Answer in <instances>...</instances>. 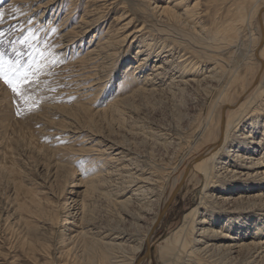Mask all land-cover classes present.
<instances>
[{
  "label": "rangeland",
  "instance_id": "rangeland-1",
  "mask_svg": "<svg viewBox=\"0 0 264 264\" xmlns=\"http://www.w3.org/2000/svg\"><path fill=\"white\" fill-rule=\"evenodd\" d=\"M196 2V21L205 28H213L230 5L229 0L188 1L190 6ZM155 4L172 7L175 0H0V52L5 53L0 64V264H102L98 251L105 247L93 245L97 240L122 244L109 248L118 259L130 262L139 254L143 259L141 238L160 202L151 209L140 208L137 198L120 204L136 188L131 176L142 179L178 167L207 117H214L218 109V89L212 85L203 81L178 87L186 58L199 62L200 74L212 62L196 54L201 47L175 22L151 12ZM85 13L92 24L77 35ZM141 27L144 31L133 41L120 42L121 35ZM258 33L252 19L243 26L236 49L223 55L230 58L234 74L255 68L252 51ZM165 35L173 44L161 49L158 38ZM107 36L120 40L108 51L111 56L94 54L95 59L83 62L88 51L98 52L97 43ZM145 41L154 42V47L145 48ZM157 62L165 64L161 74L152 73ZM5 73L18 85L17 92L5 85ZM130 74L134 78L128 79ZM242 123L237 136L249 130V120ZM262 129L256 132L257 141ZM92 179L96 190L89 187ZM75 182L80 186L73 189ZM204 185L203 180L198 185L190 182L177 195L168 218L154 230L148 264H164L163 240L198 205ZM261 203L244 208L238 220L242 224L235 230L239 239L250 234L245 237L248 242L260 243L230 255L228 264H264ZM213 219L224 222L223 217ZM77 231L82 233L69 240Z\"/></svg>",
  "mask_w": 264,
  "mask_h": 264
},
{
  "label": "bare ground",
  "instance_id": "bare-ground-1",
  "mask_svg": "<svg viewBox=\"0 0 264 264\" xmlns=\"http://www.w3.org/2000/svg\"><path fill=\"white\" fill-rule=\"evenodd\" d=\"M188 1L189 0H175V5L172 7L166 4L164 6L155 4V6L151 8V12L158 13L160 15H166L170 22H175L178 25L183 35L189 36L190 41L193 40L196 42L199 47H201V50L203 48L204 51L197 50L196 54H199L198 56H200V58L205 57L206 60H209L212 63H210V66L205 68L206 70L203 74H200L201 72L199 70V62L197 60L191 59L190 57L186 58L184 63L182 62L183 67H181L182 73L180 76V79L182 80H178V87L180 88V83L183 85H189L191 83L201 84L203 81L208 87H211L212 85L213 89H218V95L216 98L218 104L217 113L210 119H208L210 116L207 117L205 124L198 133L194 145L192 144L190 147H188V150L178 167L168 170L165 172V174L157 173L154 176L153 173H151L148 177H143L142 179H140L138 176H131L132 180H134H131V182H136V188L133 189V194L129 199L127 198L128 200H118L120 201V204H129V202H132V199L137 198L140 201V208L144 209L147 207L151 209L150 207L153 208L156 203L160 202L156 214L154 216L152 215L153 218L150 229L141 238L142 245L145 247L144 257L141 260L140 254L134 255L132 258L133 261L126 262L123 259H118L119 256H115V254L111 253V250H109L110 247L114 249L115 247L121 248L123 246L122 244L112 242L110 243L108 241L102 243L100 240H97L94 244H92L97 247H105L101 251L98 249L102 264H134L135 260L136 264H148L150 259L151 241L155 236V228L160 222L168 218L171 206L175 203L177 195L186 187V185H189L190 182H195V184L198 185L202 180L204 181L205 185L203 186V193L202 196L200 195L201 200L199 201L198 205L193 206L189 211H187L184 214L182 223L163 240L161 245V257L164 264H228L227 258L230 255H233L240 250L250 249L251 246L258 245L260 243V241L248 242V239L245 237H252L250 234H245L243 238L239 239V236H237L238 232H235V230H237L236 225L241 222L238 221L239 216L241 213H244L245 207L252 208L256 206L257 201L260 203L262 202V207H264V0H229L230 5L226 15L224 17H219L220 19H215L213 28H205L204 26L199 25L200 23L196 21L197 14L198 12L200 13V11L196 10L199 3L196 2L190 6ZM216 1L220 2V0ZM178 7L182 9V12L177 10ZM86 16H88L87 13H85L81 20V23L84 26L81 27L82 25H80L81 29L78 31L77 35H79V33H85V29L83 28H85V26H87V28L90 26L89 23L91 21H87L85 18ZM252 19H255L258 23L259 30L257 42H255L256 45L252 51V55L256 60V66L253 69L251 66L250 73L247 71L245 72L246 75L245 73H240L237 75L231 71L232 69H229L231 66L229 64L230 58L228 56L224 57L223 55H226V51L227 53H232V51L236 49L243 26L247 23H251ZM132 22L133 20L130 19L126 25H130ZM188 25L192 30H186ZM196 27L199 28L196 29ZM144 29V27H141L136 30L135 33L130 32L123 34L121 35L122 37L120 36L121 41H119L123 43L131 38L133 41L138 37V33L141 34ZM167 29L168 28L165 30ZM125 32L123 31V33ZM157 32H159V30H157ZM149 33H151V31H149ZM167 37L168 36L165 35L164 38L163 36L158 38L161 42V49L166 48V45L170 44L168 40L169 37ZM105 38L107 39L106 41H99L97 43L96 48L98 47V50H96L98 52H94L93 50L88 51V56L83 59V62L87 63L100 56H107L106 58L111 56L108 51L111 50L113 46H115V43H118L119 41L116 42L117 39L113 40L111 36H107ZM153 43L145 41L144 46L145 48L149 47V50H151L154 47V45H152ZM114 51L112 50V52ZM116 51H118V49ZM141 52L142 51L140 50L138 51V53ZM104 53H106V55H104ZM93 55L94 57H92ZM169 61L167 62L169 63ZM162 62H157L154 65L152 73H160L162 68H165V64L162 65ZM141 64L142 62L139 63V65ZM137 68L135 70H137ZM247 73H249L248 76ZM131 76L132 75L130 74L128 79ZM147 77L145 80L149 78ZM170 82L172 83L171 80ZM149 89H143V91H148ZM183 89L185 90V88ZM245 120H249V130L241 133L240 136H237L236 134L240 129H242V122ZM245 127L243 129L244 131ZM260 127H263L262 136L257 141L255 135ZM260 150H262L261 153H259ZM58 172L59 171H57V173ZM243 176L245 177L244 179ZM142 183L150 184L143 185ZM89 184L90 188L96 190L98 186L97 181L92 179ZM79 186L80 184L75 182L73 184V189ZM228 208L229 210H227ZM40 210L41 209L38 211ZM228 213L230 214L228 215ZM214 216H219V218L223 217L224 222H219L213 219L215 218ZM243 227L246 228V225L243 224ZM249 228L250 227H247L248 230ZM260 229H264V220L263 227L259 228V230ZM79 234L77 231V233L72 235L69 240H71L73 237H77ZM139 248L141 247L137 246L135 250H138ZM127 261H129V259Z\"/></svg>",
  "mask_w": 264,
  "mask_h": 264
},
{
  "label": "snow or ice",
  "instance_id": "snow-or-ice-1",
  "mask_svg": "<svg viewBox=\"0 0 264 264\" xmlns=\"http://www.w3.org/2000/svg\"><path fill=\"white\" fill-rule=\"evenodd\" d=\"M3 18H4V13L2 11H0V24L3 23ZM3 36H4V33L2 31H0V38H2ZM0 42H2V40H0ZM40 55L42 56L43 53H40ZM4 56H5V53L0 52V64L3 63ZM4 77H5L4 78L5 85H7L8 87H10L13 92H17L18 85L16 83H14L13 80L8 79L6 73L4 74Z\"/></svg>",
  "mask_w": 264,
  "mask_h": 264
}]
</instances>
